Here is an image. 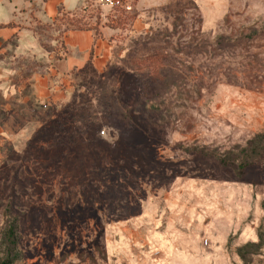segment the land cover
I'll list each match as a JSON object with an SVG mask.
<instances>
[{
  "label": "rangeland",
  "instance_id": "1",
  "mask_svg": "<svg viewBox=\"0 0 264 264\" xmlns=\"http://www.w3.org/2000/svg\"><path fill=\"white\" fill-rule=\"evenodd\" d=\"M130 3L104 70L0 165L4 264H264V0ZM155 49L197 81L155 79Z\"/></svg>",
  "mask_w": 264,
  "mask_h": 264
},
{
  "label": "crops",
  "instance_id": "2",
  "mask_svg": "<svg viewBox=\"0 0 264 264\" xmlns=\"http://www.w3.org/2000/svg\"><path fill=\"white\" fill-rule=\"evenodd\" d=\"M95 8L98 17L90 16ZM84 13L88 27L63 19ZM116 20L100 0H0V165L26 146L37 113L70 96L80 72L104 70L120 30L109 22Z\"/></svg>",
  "mask_w": 264,
  "mask_h": 264
},
{
  "label": "trees",
  "instance_id": "3",
  "mask_svg": "<svg viewBox=\"0 0 264 264\" xmlns=\"http://www.w3.org/2000/svg\"><path fill=\"white\" fill-rule=\"evenodd\" d=\"M122 9V8H121ZM99 16V10L98 8L90 14V16ZM86 14L84 13L78 18L71 19L69 17L64 16L65 23H68L69 25L76 26V27H88V23L90 21L85 20ZM119 19V16H117V20L115 23L109 22L111 25L118 27L117 21ZM93 26V27H92ZM91 27L93 29L97 28L96 24H91ZM146 62L151 68L150 74L154 76L155 79L161 80L163 84L166 85L168 82H173L172 85H178V83H181L182 80L184 82L190 81L195 82L197 81L195 78H188L187 80L184 79L183 74L178 66H176V63L178 62L177 59L172 58V56L166 55L162 50H152L146 55ZM202 88L195 86L191 87L188 90H186L184 93L180 91V89L177 91L178 98L182 97L184 95L185 100L190 105V108L192 106V109L194 108V105L197 103V101L203 97ZM4 224V222H3ZM6 227L3 229L2 232H0V253L5 255L4 260H0V264H4L5 260L11 259L12 253L15 249L16 245V229L17 226L13 224V222L10 223V220L5 222ZM12 262V260H11ZM10 263V262H9Z\"/></svg>",
  "mask_w": 264,
  "mask_h": 264
},
{
  "label": "built area",
  "instance_id": "4",
  "mask_svg": "<svg viewBox=\"0 0 264 264\" xmlns=\"http://www.w3.org/2000/svg\"><path fill=\"white\" fill-rule=\"evenodd\" d=\"M100 2L111 8L122 7L125 10H129L132 7L130 0H100Z\"/></svg>",
  "mask_w": 264,
  "mask_h": 264
}]
</instances>
